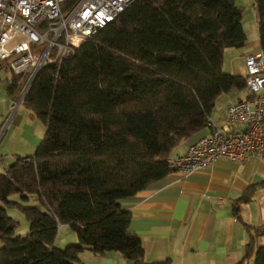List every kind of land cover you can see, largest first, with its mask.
Masks as SVG:
<instances>
[{
  "label": "trees",
  "instance_id": "16d2710c",
  "mask_svg": "<svg viewBox=\"0 0 264 264\" xmlns=\"http://www.w3.org/2000/svg\"><path fill=\"white\" fill-rule=\"evenodd\" d=\"M254 5L264 50V0ZM243 11L235 0H134L70 57L42 65L20 105L34 111L44 135L32 155L0 172V264H84L85 249L171 264L145 260L120 202L171 171L173 150L208 128L219 95L246 89L245 74L222 69L225 49L247 39ZM11 73L6 92L17 102L25 81ZM11 205L26 217L24 235L7 214ZM59 224L77 241L58 248ZM260 231L236 264H264Z\"/></svg>",
  "mask_w": 264,
  "mask_h": 264
},
{
  "label": "crops",
  "instance_id": "0c3cea01",
  "mask_svg": "<svg viewBox=\"0 0 264 264\" xmlns=\"http://www.w3.org/2000/svg\"><path fill=\"white\" fill-rule=\"evenodd\" d=\"M253 6V29L250 36L246 34L248 42L240 48L225 49L224 72L244 75V57L261 50L254 3ZM249 97L246 89L222 93L216 99L210 120L225 132L242 129L243 125L229 120L226 107ZM16 108L12 120L17 115ZM207 132L205 127L192 139L181 141L171 157L184 153L189 144ZM3 135L0 134V142ZM3 167L7 166L2 165L0 172ZM17 198L11 196L13 200ZM120 204L131 213L128 230L139 235L146 261L236 264L256 228L261 231L255 244L264 246V153L248 156L242 162L220 158L186 177L171 170ZM76 241L74 231L59 224L55 245L63 247ZM79 258L84 264H134L116 251L99 255L85 249Z\"/></svg>",
  "mask_w": 264,
  "mask_h": 264
},
{
  "label": "built area",
  "instance_id": "2783aa9c",
  "mask_svg": "<svg viewBox=\"0 0 264 264\" xmlns=\"http://www.w3.org/2000/svg\"><path fill=\"white\" fill-rule=\"evenodd\" d=\"M133 1L0 0V69L15 74H27L31 69L18 100L21 102L42 65L60 64L70 57L82 42ZM17 34L25 39L12 43ZM244 68L250 97L226 107L229 120L244 127L225 132L209 120L208 132L169 160L171 170L186 177L220 158L242 162L248 156L264 153V50L246 55ZM17 102L16 106L20 104ZM4 158L6 155L0 156V161Z\"/></svg>",
  "mask_w": 264,
  "mask_h": 264
},
{
  "label": "rangeland",
  "instance_id": "374dc122",
  "mask_svg": "<svg viewBox=\"0 0 264 264\" xmlns=\"http://www.w3.org/2000/svg\"><path fill=\"white\" fill-rule=\"evenodd\" d=\"M235 3L238 6L244 7L241 24L245 33L250 36L251 30L253 29V17L255 14L253 6L254 0H235ZM24 39V35L17 34L12 43H17ZM247 39L245 43L248 42ZM10 44L7 46L9 47ZM30 72L31 69L28 70L27 75H16L18 81L24 82L25 75L27 79ZM11 75L12 73L10 70H6L4 68L0 69V134L4 133L2 141L0 142V156L4 157L6 155V158L8 157V159L4 158L0 161V167L2 165L8 166L16 159L17 156L25 157L32 155L45 132L44 124L37 118L34 111L22 104L17 106V115L12 120L13 111L16 107V101H12L6 92V84ZM17 117L19 120H17ZM17 197L16 202L40 206L38 200L33 197L29 198L26 202H21L19 195H17ZM6 211L7 214L17 222V226L15 228L16 234H26L27 231H24L25 228L28 227V222L21 209L16 205H11L6 207ZM65 246L67 245L58 248H65ZM249 264H253V259H250Z\"/></svg>",
  "mask_w": 264,
  "mask_h": 264
},
{
  "label": "water",
  "instance_id": "95a60500",
  "mask_svg": "<svg viewBox=\"0 0 264 264\" xmlns=\"http://www.w3.org/2000/svg\"><path fill=\"white\" fill-rule=\"evenodd\" d=\"M36 75V74H35ZM35 75H34V77H35ZM33 80V79H32ZM20 103V101L18 100V102H17V105Z\"/></svg>",
  "mask_w": 264,
  "mask_h": 264
}]
</instances>
